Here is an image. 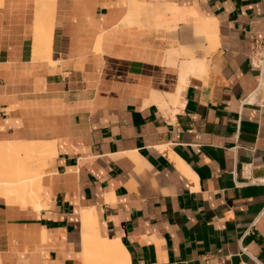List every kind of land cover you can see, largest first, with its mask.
<instances>
[{"label":"crops","instance_id":"crops-1","mask_svg":"<svg viewBox=\"0 0 264 264\" xmlns=\"http://www.w3.org/2000/svg\"><path fill=\"white\" fill-rule=\"evenodd\" d=\"M132 1L0 0V156L53 147L0 264H264V0Z\"/></svg>","mask_w":264,"mask_h":264},{"label":"bare ground","instance_id":"bare-ground-1","mask_svg":"<svg viewBox=\"0 0 264 264\" xmlns=\"http://www.w3.org/2000/svg\"><path fill=\"white\" fill-rule=\"evenodd\" d=\"M139 8L140 7L133 0L132 3L130 4L129 15L131 16L132 14H135L137 11L138 14L140 12L138 10ZM136 18L137 17H135V19ZM126 21L128 22V20ZM133 23H135V21H133ZM208 25L201 28V30L205 35L212 33V30ZM205 68H206V64L203 60L196 61L194 59H191V61L188 64V70L192 74H202L205 71ZM50 148H53L50 147V143L36 142V143L27 144V152L24 155H20L18 152L13 154L14 152L11 153L5 150L1 151L2 156L0 157H5L6 162L3 159H2L3 163L0 162V194L3 195L8 202H14V203L25 202L26 204L32 203L35 205L36 203L35 200L39 199L38 183H39V178L42 174L41 166L44 164L43 163L41 165V163L43 161H46L43 159H46L50 155V153H52L50 152ZM12 159H14L15 162ZM41 159L42 162H40ZM94 235L93 237H95ZM93 237L91 236V238ZM94 239L97 240V237H95ZM103 239L99 238V240L102 241L98 240L99 242L96 241L97 243L96 242L94 243L93 242L94 240H92V244L93 243L95 244L94 246L96 249L97 258L103 259L104 257L107 258L110 257L111 260L113 259V264H119L118 262L121 261L120 258L122 256L121 253L118 252V248L114 246L115 245L114 243L116 242L114 241V243L111 244V242H106L107 240L103 241Z\"/></svg>","mask_w":264,"mask_h":264},{"label":"built area","instance_id":"built-area-1","mask_svg":"<svg viewBox=\"0 0 264 264\" xmlns=\"http://www.w3.org/2000/svg\"><path fill=\"white\" fill-rule=\"evenodd\" d=\"M249 59L252 68L256 70L259 75H262L264 73V36L261 39H256L253 41ZM251 98H254L253 93L248 95L244 101L250 102ZM257 105L259 108V113L264 115V94L259 97Z\"/></svg>","mask_w":264,"mask_h":264},{"label":"rangeland","instance_id":"rangeland-1","mask_svg":"<svg viewBox=\"0 0 264 264\" xmlns=\"http://www.w3.org/2000/svg\"><path fill=\"white\" fill-rule=\"evenodd\" d=\"M43 159V158H42ZM42 159L40 160V162H42ZM43 160H46V159H43ZM43 163H44V161H43ZM42 168H43V166H42Z\"/></svg>","mask_w":264,"mask_h":264}]
</instances>
